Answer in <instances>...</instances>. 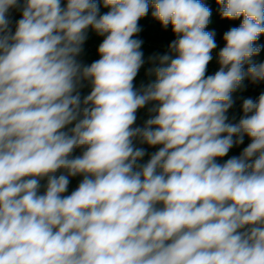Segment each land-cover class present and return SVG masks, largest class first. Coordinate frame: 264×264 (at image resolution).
<instances>
[{"label": "clouds", "instance_id": "9594fccd", "mask_svg": "<svg viewBox=\"0 0 264 264\" xmlns=\"http://www.w3.org/2000/svg\"><path fill=\"white\" fill-rule=\"evenodd\" d=\"M216 3L243 19L206 76L217 44L202 0H103V15L95 0H0V264H264V93L243 100L238 123L227 116L246 77L264 82V62H251L264 0ZM150 5L177 38L137 91L133 37ZM10 9L22 13L14 32ZM90 27L105 38L84 66ZM135 140L162 147L140 165Z\"/></svg>", "mask_w": 264, "mask_h": 264}, {"label": "trees", "instance_id": "16d2710c", "mask_svg": "<svg viewBox=\"0 0 264 264\" xmlns=\"http://www.w3.org/2000/svg\"><path fill=\"white\" fill-rule=\"evenodd\" d=\"M95 2H97L99 5L100 15H103L110 10L109 8H106L104 6L103 0H95ZM202 2L211 10L210 23L207 25L205 31L213 32L215 34L214 39L217 44L216 49H214L212 52L213 59L209 62L207 66V72H206V76H207V75H213L219 69L218 54L214 55V53H218L225 46V41L223 39L224 34L231 28L239 27L240 24L242 23L243 17L237 18L235 20L224 19L220 16V10H219L220 6L216 3V0H202ZM61 4L63 5V7H66L67 0H61ZM153 11L154 9L150 5L148 9V13L138 21V26L140 28V31L137 34H135L133 38L142 41V43H150V44L159 46L163 49L164 53L166 54L169 51L170 43L173 40H175L177 37L172 31L171 25H169L167 28H164L162 27L161 23L158 20L153 18L152 16ZM93 33H94V30H92L90 27L87 30V39L85 40V42L89 41L88 35H93ZM254 46H259L261 48V51L259 54L251 58V62L252 63L264 62V34H261L259 39L255 42ZM82 65L86 66L84 63ZM247 67H248V64L246 63L244 65L245 72L247 71ZM154 77H155L154 73L150 74L147 72V74L141 75L139 77L136 76L135 80L139 82V85L147 86L150 83H153L155 81ZM91 90H92V86L89 81H81V86L78 88L79 94L81 96V100H83L84 97L89 95ZM239 90L247 93L253 98V100H255L258 98V96L261 93H264V82L254 84L251 82L249 78L246 77L243 80L240 88H238L235 92ZM153 106H154V103H149L144 108L139 109L143 111V116L145 117L146 120L148 119V115H149L148 110L149 108ZM241 106H242L241 99L233 103L232 107L230 108V110L234 112L233 113L234 115L232 114L233 116H235V114L239 112L238 110H240ZM74 123L75 122H73V124L71 125H68L65 130L73 127ZM250 142H251L250 139L247 136H245L242 144L238 146H233V148L229 150L228 154L225 157L217 158V162L223 164L224 162H226L227 159L233 156H239L241 152L243 151V149L247 147ZM134 146L137 148H143L145 150L144 157L138 161V164L140 165L146 164L148 160L150 159L151 155L154 152L158 151L159 147H162L161 145L149 146L147 144H142L139 142V140L134 141ZM82 151H83L82 149L77 148L74 150L72 155L79 156L82 154ZM59 174L60 173L58 172L57 175ZM82 179H83L82 175L70 177L68 189H67V192L64 193V195H70L71 192L76 190V188L78 187ZM45 183H46V178L45 180L41 181V185H42L41 194L44 191L43 185ZM161 206L162 205H158V207H161Z\"/></svg>", "mask_w": 264, "mask_h": 264}, {"label": "rangeland", "instance_id": "374dc122", "mask_svg": "<svg viewBox=\"0 0 264 264\" xmlns=\"http://www.w3.org/2000/svg\"><path fill=\"white\" fill-rule=\"evenodd\" d=\"M21 3H23V0H21ZM61 6L63 7L62 4ZM9 18L12 22L11 23L12 31L14 32L16 21L22 18V13L18 9H10ZM88 36H89V41L84 42V44L82 45V52L77 57L78 62L81 64L84 63L86 66H89L91 65V63L100 59V55L98 54V47L105 38L103 36H99L95 31L93 35H88ZM140 51L143 53L144 64L139 69L137 77L147 74V72L149 73V69L157 66V64L154 63L151 58L165 54L161 47L150 43H142L140 47ZM215 54L217 55L218 53H214V55ZM154 79H156V77H154ZM133 84H134V89L137 91H140L142 88L146 87V85H142V86L139 85V82H137L135 78ZM247 98H252V97L240 90L232 94V99L234 102L241 99V103H243V100ZM151 103H155V102H151ZM238 111L239 112H237L235 116H233L234 112L230 109L228 110L227 112L228 122L230 123L239 122L240 118L243 116L242 106ZM136 117L137 118L133 127H143L146 121L145 117L143 116V111L138 109L136 112ZM149 117H150V113L148 115V118Z\"/></svg>", "mask_w": 264, "mask_h": 264}]
</instances>
